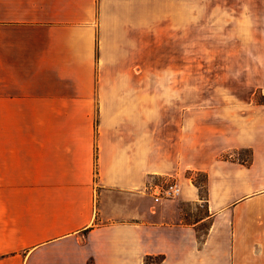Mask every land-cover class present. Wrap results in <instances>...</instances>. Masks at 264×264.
Masks as SVG:
<instances>
[{
    "label": "crops",
    "instance_id": "crops-1",
    "mask_svg": "<svg viewBox=\"0 0 264 264\" xmlns=\"http://www.w3.org/2000/svg\"><path fill=\"white\" fill-rule=\"evenodd\" d=\"M152 13L151 0H0V264H264V103L207 133L198 118L184 130L183 108L158 114L135 84L183 75L153 74ZM189 170L207 175V214L159 219L171 199L149 187L169 174L202 201Z\"/></svg>",
    "mask_w": 264,
    "mask_h": 264
},
{
    "label": "rangeland",
    "instance_id": "rangeland-1",
    "mask_svg": "<svg viewBox=\"0 0 264 264\" xmlns=\"http://www.w3.org/2000/svg\"><path fill=\"white\" fill-rule=\"evenodd\" d=\"M151 5L153 74L169 69L183 81L136 83V91L152 92L158 114L168 109L175 115L183 108L185 131L196 118L205 133L230 123L238 128L241 113L264 103V0H151ZM251 6L260 13L239 30L236 17L250 13ZM252 22L262 27L261 34ZM252 152L241 150L237 157L250 160ZM186 175L201 186L202 201L171 199L157 207L164 211L159 219L194 222L207 214L206 173L189 170ZM208 226L209 221L200 225L201 234Z\"/></svg>",
    "mask_w": 264,
    "mask_h": 264
},
{
    "label": "built area",
    "instance_id": "built-area-1",
    "mask_svg": "<svg viewBox=\"0 0 264 264\" xmlns=\"http://www.w3.org/2000/svg\"><path fill=\"white\" fill-rule=\"evenodd\" d=\"M149 187L151 195L156 202L179 198L183 193L181 180L173 174L167 175Z\"/></svg>",
    "mask_w": 264,
    "mask_h": 264
},
{
    "label": "trees",
    "instance_id": "trees-1",
    "mask_svg": "<svg viewBox=\"0 0 264 264\" xmlns=\"http://www.w3.org/2000/svg\"><path fill=\"white\" fill-rule=\"evenodd\" d=\"M253 154V152H252ZM198 186L200 187L201 190V186L198 184ZM201 195H202V191H201ZM209 231V226L207 227V230L204 232V234H201L200 230H199V234L201 236V238L203 236H205ZM165 259V255L164 254H160V255H148L145 259V264H162V262ZM90 264H95L93 261Z\"/></svg>",
    "mask_w": 264,
    "mask_h": 264
}]
</instances>
